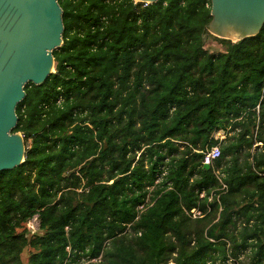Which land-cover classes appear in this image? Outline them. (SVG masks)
<instances>
[{
	"label": "trees",
	"instance_id": "16d2710c",
	"mask_svg": "<svg viewBox=\"0 0 264 264\" xmlns=\"http://www.w3.org/2000/svg\"><path fill=\"white\" fill-rule=\"evenodd\" d=\"M58 4L55 73L16 107L25 160L0 172V264H264V25L232 42L210 0Z\"/></svg>",
	"mask_w": 264,
	"mask_h": 264
},
{
	"label": "water",
	"instance_id": "95a60500",
	"mask_svg": "<svg viewBox=\"0 0 264 264\" xmlns=\"http://www.w3.org/2000/svg\"><path fill=\"white\" fill-rule=\"evenodd\" d=\"M210 1L212 19L206 30L216 38L240 41L256 36L264 25V0ZM63 31L58 0H0V172L25 160L24 137L12 132L16 107L27 83L42 85L55 73L53 51L62 46Z\"/></svg>",
	"mask_w": 264,
	"mask_h": 264
},
{
	"label": "built area",
	"instance_id": "2783aa9c",
	"mask_svg": "<svg viewBox=\"0 0 264 264\" xmlns=\"http://www.w3.org/2000/svg\"><path fill=\"white\" fill-rule=\"evenodd\" d=\"M135 2V1H134ZM220 156V150L219 147H213L205 156L203 157V165H211L215 159H217ZM166 172H162V176H164ZM161 178H159L160 180ZM192 217L195 218L198 216L197 212L195 210L191 211ZM37 218V216H35ZM34 218V217H33ZM32 218V219H33ZM31 219V220H32ZM30 220V222H31ZM30 222L27 223V228L30 233L35 232L38 227L30 226ZM249 253V250H241L236 255L232 256L228 254L226 258L222 260H218L215 264H240L242 261L245 260L246 255ZM207 264H210L207 263Z\"/></svg>",
	"mask_w": 264,
	"mask_h": 264
},
{
	"label": "rangeland",
	"instance_id": "374dc122",
	"mask_svg": "<svg viewBox=\"0 0 264 264\" xmlns=\"http://www.w3.org/2000/svg\"><path fill=\"white\" fill-rule=\"evenodd\" d=\"M206 48H208L209 50H219L220 49V46L218 45L217 42L215 41H212V40H208L206 42ZM221 133H218L217 135H220ZM222 139L224 138L222 135H221ZM254 151V149H253ZM217 173V172H216ZM218 174V173H217ZM30 226H34V227H38V220L36 217H34L31 222H30ZM81 264H85L82 260V263Z\"/></svg>",
	"mask_w": 264,
	"mask_h": 264
},
{
	"label": "clouds",
	"instance_id": "9594fccd",
	"mask_svg": "<svg viewBox=\"0 0 264 264\" xmlns=\"http://www.w3.org/2000/svg\"><path fill=\"white\" fill-rule=\"evenodd\" d=\"M209 166V165H208Z\"/></svg>",
	"mask_w": 264,
	"mask_h": 264
}]
</instances>
